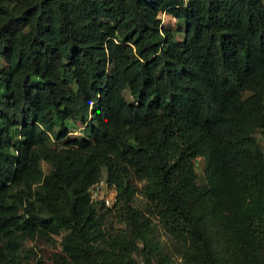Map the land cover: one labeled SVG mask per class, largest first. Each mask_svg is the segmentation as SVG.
<instances>
[{"label":"trees","instance_id":"1","mask_svg":"<svg viewBox=\"0 0 264 264\" xmlns=\"http://www.w3.org/2000/svg\"><path fill=\"white\" fill-rule=\"evenodd\" d=\"M258 131L264 0H0V264L54 234L60 264H172L154 218L185 264H264ZM101 177L112 206L91 197Z\"/></svg>","mask_w":264,"mask_h":264},{"label":"rangeland","instance_id":"2","mask_svg":"<svg viewBox=\"0 0 264 264\" xmlns=\"http://www.w3.org/2000/svg\"><path fill=\"white\" fill-rule=\"evenodd\" d=\"M162 23L164 26H169L176 31V34L179 38H182V31L180 27H183L184 22L182 20L177 19L172 13L168 11H164L161 14ZM5 63L2 62V69H6ZM126 97L130 98V93L128 90H125ZM71 131L68 135V138H82L85 136L84 125L82 123L70 124ZM257 137L260 142L264 143V134L260 131L256 132ZM64 140L50 141V144L56 148H59L63 144ZM205 158L203 156H199L195 160L196 171L198 173L199 182L205 181ZM41 166L45 172L49 171L50 165L45 161H41ZM142 182L136 181V192L134 195V204L141 209H148V204L140 191ZM103 192H101L102 194ZM120 216L117 214V211H112L107 218V227L109 229H120L124 227V223L120 221ZM153 232L154 236L161 241L163 248L168 252V255L171 258L172 264H185L181 255L178 252V248L175 245L174 239L166 232V229L163 227L161 222L154 218L153 220ZM60 234H54V239H46L43 237H36L35 239H28L25 242V247L30 251V256L34 255L30 261L31 264H60V259L57 254L61 251L60 245ZM34 251V252H33ZM142 251L137 253V259L141 261L142 259ZM157 264V263H156Z\"/></svg>","mask_w":264,"mask_h":264},{"label":"built area","instance_id":"3","mask_svg":"<svg viewBox=\"0 0 264 264\" xmlns=\"http://www.w3.org/2000/svg\"><path fill=\"white\" fill-rule=\"evenodd\" d=\"M91 197L95 200L103 199L105 206H112L117 198V190L105 177H101L90 187ZM101 192H103L101 194Z\"/></svg>","mask_w":264,"mask_h":264}]
</instances>
